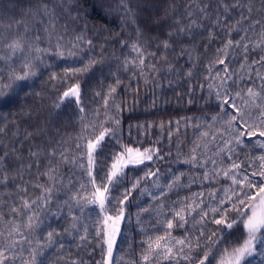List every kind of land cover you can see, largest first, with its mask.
<instances>
[{
    "label": "trees",
    "instance_id": "obj_1",
    "mask_svg": "<svg viewBox=\"0 0 264 264\" xmlns=\"http://www.w3.org/2000/svg\"><path fill=\"white\" fill-rule=\"evenodd\" d=\"M41 4H47L55 10L56 32L64 36L62 44L65 56L55 55L53 47L52 52L46 55V64L39 69L37 76L26 82H16L13 85L15 91L9 89L0 96V128L4 129L0 132V156L6 150L9 153L3 164L7 169L8 181L6 184L0 183V201H3L5 219L8 218L9 207L13 203H19V196L23 195L16 185L28 187V198L40 194L31 187L35 183L36 167L31 169V173H24L23 180L18 173L23 166L33 163L30 151L41 150V157L53 148L58 152L67 149L71 156L79 155L75 145L84 124L98 125L101 122L106 112L103 99L108 94L109 87H114L116 91L108 96L107 115H116L114 104L120 106L121 144L139 147L142 151L146 148L159 149L160 155L164 157L163 160H157L154 156L152 162L140 165L131 175L140 176L146 168H159L158 182L163 186L170 182L173 173H184L180 183L185 186H174L171 191L165 188L166 195L159 200H153L147 193L137 195L144 187L153 195L160 191L152 181H142L140 188L132 193L131 200L134 203L124 206L125 221L121 223V234L117 237L113 251V264H132L143 251L141 242L147 239L141 226L137 225V213H140L139 220L148 235L162 234L154 233L151 227L164 218L157 212L161 204V211L170 216L169 206L174 202L190 199L199 193L204 194L203 200L206 198L205 201H211L209 193H219L218 189L229 184L221 179L215 185H210L200 178L204 169L176 162L175 159L178 153L181 154V160L186 158L194 143H204L197 138L205 130V120L219 111L215 95L209 94L210 79L206 78L209 75L206 65L216 59V50L229 38L221 30L223 25L217 28L213 24V20L218 13H223V9L218 6L217 0H124V4L121 0H57L56 3H49V0H0V17H3L5 25L9 20H24L29 25L40 19L46 21L47 18L39 15L34 19L31 16ZM205 4L209 9L210 18L207 20L197 11V5L204 7ZM253 4L256 8L260 7L258 0H253ZM125 6L131 9L130 15L125 12ZM189 12L192 13L191 16L187 15ZM238 13L239 10L235 9L225 14L230 17L229 24L233 28L239 19ZM193 19L201 27L190 28V21ZM180 28L185 29L188 35L180 32ZM43 36L41 31L42 39ZM77 36H82L85 41L91 40L92 45L76 41ZM231 38H239L237 31H232ZM55 40L54 36L53 45ZM121 40L124 41L123 44L120 43ZM165 41L170 45L168 49L163 48ZM73 43L78 44V47L73 48ZM132 44H137L142 50L143 66L139 65V57L132 50ZM40 46L48 47V44L45 42ZM69 51L75 55L68 56ZM258 52L257 49L249 53V62L259 58ZM153 53L154 56L151 55ZM229 54L230 59L226 61L229 71L239 70L243 60L241 50L236 49L234 57L232 50H229ZM89 58L95 59L97 63L88 72L65 74V69L81 67L82 62L86 63ZM223 67L214 65L212 70L220 71L223 75ZM188 70L192 72L191 78L185 76ZM53 74L55 79H52ZM77 81L81 85L83 113L79 112V107L72 98L61 101L62 92ZM23 83L28 86L21 91L20 84ZM97 92L100 96H96ZM97 111L99 116L96 115ZM176 122H179L178 126ZM161 124L164 125L163 128L160 127ZM29 133L32 135H27ZM247 143L246 149H238L240 160L245 164L247 157L262 152L259 147ZM197 151L200 152L199 149ZM208 155L213 156V153L209 151ZM40 162L43 165L45 160L41 158ZM224 163L227 164L228 161L225 160ZM208 168H211V164ZM59 171L66 177L87 182L82 170L73 164L61 165ZM212 203L215 206L216 202ZM106 206L112 208L111 204ZM203 207L209 208L204 204ZM99 219L101 214L91 218L85 214L81 218V223L87 225L90 243L80 242L75 233L72 236L65 233L64 228L69 227L68 221L53 219L52 227L60 232L59 242L64 243L65 248L60 249L54 244L52 248L46 249L48 264H70L72 260L82 264H103L99 238L95 237L97 227H102V224L97 223ZM188 219L189 223L185 228L171 230L173 236L180 237L185 233L193 221L192 217ZM208 220H211V216ZM219 228L220 226L208 223L204 230L216 231L217 237H227L228 231L234 232L236 235L231 238L230 243L238 246L236 237L243 236L242 227L237 225L226 231H219ZM6 229L7 224L0 222V230ZM224 242L223 239L220 241L221 244ZM260 259H264V256ZM260 259L251 258V264H260ZM243 264H249V260L246 259Z\"/></svg>",
    "mask_w": 264,
    "mask_h": 264
},
{
    "label": "snow or ice",
    "instance_id": "obj_2",
    "mask_svg": "<svg viewBox=\"0 0 264 264\" xmlns=\"http://www.w3.org/2000/svg\"><path fill=\"white\" fill-rule=\"evenodd\" d=\"M56 2L57 0H49V3ZM121 3L124 4V0H121ZM258 3L260 7L256 8L253 0H217L223 13H218L213 24L217 28L223 25L221 30L229 38L216 50V59L206 65L209 73L206 78L210 79L209 94L215 95L219 111L205 120V130H202L197 138L204 143H194L183 160L180 159L179 153L175 158L176 162L204 169L200 178L210 185H215L221 179L229 184L218 189L222 193L220 197H217L215 192L209 193L216 204L207 210L203 207V193L174 202L169 206L170 216L161 211V204L157 212L164 218L151 227L154 233L162 234L148 235L139 220L140 213H137V225L141 226V231L147 239L141 242L143 251L132 264H243L246 259L251 264V258L260 259L264 256V0H258ZM235 9L239 10V19L233 28L229 24L230 17L225 14ZM197 11L203 19L210 18L207 4L204 7L197 5ZM125 12L130 15L131 9L125 6ZM37 15L47 20L40 19L31 25L24 20H9L5 25L3 17H0V96L9 89L15 91L13 85L16 82H26L37 76L39 69L46 64V55L52 52L53 47L55 55L65 56L62 44L64 36L56 32L55 10L47 4H41L37 12L31 13L33 19ZM187 15L191 16L192 13ZM61 27L66 28L65 25ZM199 27L201 25L197 24L196 20L190 21V28ZM233 30L237 31L238 39L231 38ZM41 31L44 33L43 39ZM180 32L188 35L183 28H180ZM54 36L55 45L52 44ZM76 41L92 45L91 40L85 41L82 36H77ZM45 42L48 47H41ZM120 43L123 44L124 41L121 40ZM72 47L76 48L78 44L73 43ZM169 47L165 41L163 48ZM131 48L139 57V65L143 66L142 50L137 44H132ZM236 49L241 50L243 60L239 70L229 71L226 63L230 59L229 50H232L234 57ZM257 49L259 58L249 62V53ZM74 55V52H68V56ZM96 63L95 59L89 58L86 63L82 62L81 67L65 69V74L88 72ZM214 65L224 66L223 75L220 71L213 72ZM185 76L191 78V70L186 71ZM52 79H55V74ZM27 86L26 83L20 84V90L23 91ZM115 91L114 87H109L108 94L103 99L106 112L101 122L98 125L84 124L82 134L77 138L75 145L79 155L71 156L67 149L58 152L53 148L41 157V150L30 151L33 163L23 166L18 173L23 180V174L31 173V169L36 167L35 183L31 187L40 194L28 198V187L16 185L23 195L19 196V203H13L9 207L7 219L3 211V201H0V222L7 224L6 231L0 230V264H48L46 249L52 248L54 244L60 249L65 248V244L59 242L60 232L52 227L53 219L68 221L69 227L64 228V232L69 236L75 233L80 242L90 243L87 225L81 223L85 214L89 218L103 214L97 221L102 227H97L95 237L99 238L103 264H113L116 240L121 234V223L125 221L124 206L134 203L131 200L132 193L140 188L142 181H152L154 187L160 189L155 195L149 192L147 187L137 193H147L153 200L164 197L165 188L171 191L174 186H185L180 183L184 175L182 172L173 173L170 182L163 186L158 182L159 168H146L140 176L131 175L140 165L152 162L154 156L157 160H163L164 157L160 155L159 149L146 148L142 151L139 147L121 144L120 106L114 104L116 115H107L108 96ZM80 96L81 85L77 81L62 92L61 101L72 98L78 105L79 112L83 113ZM96 96H100V93L97 92ZM96 115L99 116L98 111ZM176 124L178 126L179 122ZM160 127L163 128L164 125L161 124ZM3 131L4 129L0 128V132ZM247 142L259 147L262 152L247 157L245 164L240 160L238 149H246ZM209 145L212 147L209 148ZM209 151L213 156L208 155ZM8 154L6 150L4 155L0 156V177L3 178L0 183L3 184L8 181L7 169L3 167ZM41 158L45 160L43 165ZM225 160L228 161L227 164L224 163ZM64 164H73L82 170L87 182L74 180L71 176L66 177L59 171L60 166ZM154 177L156 180H153ZM109 204L112 205L111 209L106 206ZM93 205L95 207H90ZM189 217L193 218L192 225L182 236H173L171 230L185 228ZM208 223L220 226L219 231L231 230L237 225L242 227L243 236L236 237L238 246L230 243L231 238L236 235L234 232L228 231L227 237H217L216 231L204 230ZM196 225H199V228H196ZM222 239L224 244L220 243ZM70 264L82 262L72 260ZM260 264H264V259H260Z\"/></svg>",
    "mask_w": 264,
    "mask_h": 264
},
{
    "label": "rangeland",
    "instance_id": "obj_3",
    "mask_svg": "<svg viewBox=\"0 0 264 264\" xmlns=\"http://www.w3.org/2000/svg\"><path fill=\"white\" fill-rule=\"evenodd\" d=\"M260 149V148H259ZM262 151V150H261ZM258 179V178H257ZM215 194H216V196L218 195V197H220L221 195H222V193L221 192H219V193H217V192H215ZM193 197V196H192ZM191 198V197H190ZM206 200V198H204V200H203V202ZM213 201H215V200H211V201H205L204 202V205H206L207 207H212L213 205L212 204H214V203H212ZM205 208V207H204ZM205 210H207V208H205ZM102 215L103 214H101V217H102ZM117 241V240H116ZM244 263V262H243Z\"/></svg>",
    "mask_w": 264,
    "mask_h": 264
}]
</instances>
